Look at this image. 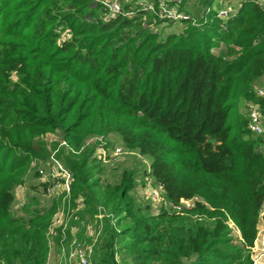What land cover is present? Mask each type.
<instances>
[{
	"label": "trees",
	"instance_id": "trees-1",
	"mask_svg": "<svg viewBox=\"0 0 264 264\" xmlns=\"http://www.w3.org/2000/svg\"><path fill=\"white\" fill-rule=\"evenodd\" d=\"M96 10L93 0H0V264H50L47 233L60 201L42 207L33 187L23 214L13 211L16 188L49 158L48 133L69 147L59 156L73 199L85 202L80 220L99 208L110 215L93 264H253L264 135L248 130L238 108L245 100L264 112L255 93L264 8L244 0L227 21L211 13L165 36L145 29L142 13L105 21ZM113 136L150 160L168 201H200L183 214L142 203L136 186L147 168L99 158ZM94 137L106 145H87Z\"/></svg>",
	"mask_w": 264,
	"mask_h": 264
},
{
	"label": "built area",
	"instance_id": "built-area-1",
	"mask_svg": "<svg viewBox=\"0 0 264 264\" xmlns=\"http://www.w3.org/2000/svg\"><path fill=\"white\" fill-rule=\"evenodd\" d=\"M260 7L264 8V0H253ZM94 7L102 11V19L110 21L118 16L133 18L137 12L142 13L143 21L154 24L161 21L165 24L191 22L196 26L200 20L207 21L208 16L213 13L211 7H204L203 17L191 20V15L182 11L185 5L184 0H93ZM241 1L222 7L216 12L217 18L227 21L235 17L241 7ZM226 19V20H225ZM151 21H153L151 23ZM204 22V23H205ZM180 24V25H181ZM147 25V24H146ZM219 48H215L213 52ZM221 48L219 54L221 53ZM256 97L264 100V87L256 88ZM245 118L248 121V130L256 136L264 135V112L262 105L258 102H248L246 106ZM68 145L62 142L61 146ZM105 146L106 144H102ZM124 147L119 146L112 152L110 149L101 147L99 158L104 164L109 159H117L124 154ZM141 157V156H140ZM147 164V175L142 178L144 185L139 189L140 199L148 200L156 209H163L168 212L183 214V210H190L194 203L200 201L195 197L190 200H181L179 205H174L165 197L163 188L149 176L151 172L150 165ZM37 168L39 183L43 197L52 200H59L60 206L52 219L48 229L47 237L50 250L53 239L59 237L60 264H93V256L97 243L102 238L105 227V219L110 215L103 208L98 209L94 218L80 220L78 213L85 209V202L82 198L74 200L72 196L73 175L65 164L56 156L55 153L49 155L48 159H38L33 164ZM25 191L24 185H20L15 190V196L19 199L22 192ZM15 197V201H16ZM26 202L22 203L24 205ZM158 210V212H159ZM113 225L114 222H112ZM232 229H237L233 223H229ZM238 230V229H237ZM239 231V230H238ZM239 237L241 238L240 231ZM253 264H264V202L259 209V223L257 225V237L254 245L250 248ZM51 254H49L50 262Z\"/></svg>",
	"mask_w": 264,
	"mask_h": 264
},
{
	"label": "rangeland",
	"instance_id": "rangeland-1",
	"mask_svg": "<svg viewBox=\"0 0 264 264\" xmlns=\"http://www.w3.org/2000/svg\"><path fill=\"white\" fill-rule=\"evenodd\" d=\"M185 1V5L181 8L183 12H186L187 14L194 16L195 18H200L203 17L202 14V10L204 7H211V10L213 11V13L216 14V12L218 11V9L222 8V7H227L229 4H234L236 2H243L244 0H211L212 3L209 5L208 3H210L209 0H184ZM209 1V2H207ZM96 12L98 14H100V9L96 10ZM226 20V19H225ZM146 22L143 23V27L145 29H148L152 32L155 33H159L161 34V36H165L168 35L170 33H174V32H180L182 30V26H180L181 23H177L176 25L173 26H168L167 24H163V25H154V24H147ZM64 37H67V34L65 33ZM221 48H219L218 50H216L215 52L217 54H219ZM259 87H264V76L258 81V83L255 85V90L256 88ZM248 102L250 101H241L240 102V106H239V111L240 113L244 116V113L246 112V106L248 104ZM100 142L102 144H105V142H103L102 139L98 138V137H94L90 140L87 141V145H89L92 142ZM118 139L117 137L113 136L110 138V140L106 141V144L111 145L110 149L113 152L114 149L116 147L121 146L119 144V142H117ZM44 142H45V146L48 150V156L55 153L56 156L60 159L59 153L61 150H69V147H67L66 145L61 146V143L63 142V140L61 139V135L59 133H48L45 137H44ZM101 144V145H102ZM125 149V148H124ZM263 151H264V146L262 147ZM129 153V151L127 149L124 150V154L120 157H117V159L113 160L112 158L108 160L107 166L113 167L117 164H120V166L122 165L123 167H134L137 168L138 170H143L148 168L146 162L150 165L151 162L148 158H145L143 156H141L138 153H134L131 154ZM141 156V157H140ZM64 163V162H63ZM34 164V163H33ZM33 167V171H31L30 173H28L27 176V180L26 183L24 185L25 187V191L22 192L19 196V199L16 197V201H14V207H13V211L17 214V215H22L23 212H21V204L24 202H28V200L30 199V194L29 192L31 191V189H33V187L37 188V191L40 192L39 189V177H35V174L37 172V168H34L35 166L32 165ZM108 174V175H107ZM104 178L105 179H110L111 178V173H107ZM142 175L138 178V183H137V197L139 198L138 195V191L139 189L144 185V182L142 180ZM28 189V190H27ZM31 194L33 195V192H31ZM17 196V195H16ZM140 199V198H139ZM142 200V199H140ZM52 199H49L47 197H40L39 199V204L42 207H48L50 206V204L52 203ZM142 202V201H141ZM146 202H149L148 200L145 199V202H142L144 204H147ZM159 208L156 209L157 214L160 212H158ZM155 211V209H154ZM83 212L80 211V213H78V215L81 217V214ZM83 216V214H82ZM105 225H106V221H105ZM234 235L239 237V231L237 229H233ZM50 254H51V258H50V264H60V248L56 247L55 245L52 246L51 250H50ZM63 259L61 260V263L63 264Z\"/></svg>",
	"mask_w": 264,
	"mask_h": 264
},
{
	"label": "water",
	"instance_id": "water-1",
	"mask_svg": "<svg viewBox=\"0 0 264 264\" xmlns=\"http://www.w3.org/2000/svg\"><path fill=\"white\" fill-rule=\"evenodd\" d=\"M209 143L215 145V144H216V140H214V139H210V140H209Z\"/></svg>",
	"mask_w": 264,
	"mask_h": 264
},
{
	"label": "clouds",
	"instance_id": "clouds-1",
	"mask_svg": "<svg viewBox=\"0 0 264 264\" xmlns=\"http://www.w3.org/2000/svg\"><path fill=\"white\" fill-rule=\"evenodd\" d=\"M165 24V23H164ZM123 147V146H122ZM111 150V149H110Z\"/></svg>",
	"mask_w": 264,
	"mask_h": 264
}]
</instances>
